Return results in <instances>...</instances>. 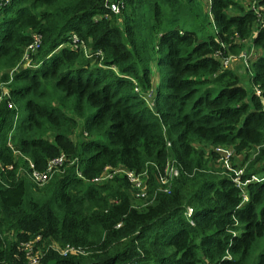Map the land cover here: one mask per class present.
<instances>
[{
  "label": "trees",
  "instance_id": "trees-1",
  "mask_svg": "<svg viewBox=\"0 0 264 264\" xmlns=\"http://www.w3.org/2000/svg\"><path fill=\"white\" fill-rule=\"evenodd\" d=\"M246 1L211 0L215 32L200 36L195 0H123L119 13L0 0V264H30L28 240L36 264H264V25ZM249 40L251 92L221 64ZM217 145L244 153L241 183ZM61 154L41 185L21 171ZM168 160L179 172L165 190ZM118 166L146 172L145 198L122 172L92 180Z\"/></svg>",
  "mask_w": 264,
  "mask_h": 264
},
{
  "label": "built area",
  "instance_id": "built-area-1",
  "mask_svg": "<svg viewBox=\"0 0 264 264\" xmlns=\"http://www.w3.org/2000/svg\"><path fill=\"white\" fill-rule=\"evenodd\" d=\"M2 1V0H1ZM3 1H8V0H3ZM106 3L109 7V9L114 12V13H119L121 8L123 7V0H106ZM208 3H211V0H208ZM257 0H251V2H249V6L251 9H253V11L257 14V19L260 22V24L264 25V5L259 6L257 4ZM208 4V5H209ZM73 38L76 40V36H73ZM41 41V37L39 34H34L33 35V41L25 47L23 55L21 57V62H27V65H32L33 62H31L30 64L28 63V60L31 58V55L34 54L37 51V48L39 47ZM249 57L251 56L250 53H248ZM243 57L245 61H249L248 58L246 57V54H242V52L239 54V57ZM237 58V55L234 54H229L228 56H225L224 58H222L221 60V64L222 66H228L232 63L233 60H235ZM22 65V64H21ZM23 66V65H22ZM256 93L260 94V90L256 89ZM9 93L8 91H4L2 93V95L0 96V101L1 99H3L4 97L8 98ZM9 107H13L14 103H12V101H9L7 104ZM219 146V145H217ZM223 147V146H222ZM222 150H225V148H220ZM64 160V155L61 154L55 158H51L48 161V164L46 166L45 169L43 170H39L36 169L33 166V163H30V168H31V179L35 182H37L38 184H43L44 182H46L53 174V172L55 171V169L62 164ZM242 171V169L239 170V173ZM118 172H122L124 173L128 180L130 181V183L132 184L133 187L138 188L139 190H143L145 187V173L146 172H141V173H136L135 171L132 170H127L124 169L123 167H106L98 176L92 178L93 181L99 182L108 178L113 177L116 173ZM178 168L174 165V163L172 162V160H168L163 172H158L157 175V179L158 182L161 185H164L163 189H167V186L170 182V180L172 179L173 176H176L178 174ZM233 177L234 180L237 183H241L239 180V174H234ZM142 195L144 194V191L141 193ZM192 212V208L188 207L187 208V215H190ZM39 237H36L34 240H37ZM23 248L26 250V254L29 260L30 264H36L38 262V253L33 251V240H28L26 242L22 243ZM73 248H69V247H65V248H60V251L62 253H66L70 250H72ZM210 264V263H208Z\"/></svg>",
  "mask_w": 264,
  "mask_h": 264
},
{
  "label": "rangeland",
  "instance_id": "rangeland-1",
  "mask_svg": "<svg viewBox=\"0 0 264 264\" xmlns=\"http://www.w3.org/2000/svg\"><path fill=\"white\" fill-rule=\"evenodd\" d=\"M195 2L197 3V6L203 11L202 15L200 17V20L195 23L194 25L190 26V29L196 30L197 33L202 36L204 34V32L206 33H214L215 29H214V25H213V21L211 18V15L209 13V3L208 0H195ZM251 2V0H248V2L246 1V3ZM117 20L120 21V25L121 24V20H122V16L120 17V15H117ZM250 49H253L252 52L254 53L256 50L253 46V48H251V41L250 44H248V42L246 44L243 45V48L241 50L242 54H246V57L249 60V54L252 55L250 51ZM36 53V52H35ZM236 55V54H235ZM32 61H34L33 59H29L28 63L30 64ZM23 66H22V65ZM249 61H245L244 58L241 56L239 57V53L237 54V58L235 60L232 61V63L230 64L239 74L240 79L242 84L248 89V92H251L254 89V84L251 82V72L252 69H250L249 67ZM19 66L24 67V66H28L27 62H21L20 60V64ZM13 72V70H12ZM160 79V74H159V69L154 66V71H153V85H157L158 81ZM151 100V99H150ZM149 100V103L151 104L152 101ZM73 138L75 140H79L82 137V132L80 128H77L74 132H73ZM220 148H225V150H222ZM212 149L216 152V155L218 156L217 161L218 164L223 168V169H228V170H232L234 172V174H239V170L242 169V162H243V157L245 156L243 152H235L234 147L231 146H212ZM29 163V160H28ZM25 164H22V168L21 171L22 173L25 175V177H27L28 179H30L31 181H33L31 179V175H30V171L26 168V166H24ZM233 177H236L233 175ZM145 188V187H143ZM132 193L134 195V197L136 199L139 200V198L141 196H144L142 198H145V190H139L138 188L132 187ZM144 191V194L142 195L141 193ZM8 232L12 235V237H15V234L12 230V228L8 229ZM52 246H54L55 248L60 249V245L58 244L57 241H53Z\"/></svg>",
  "mask_w": 264,
  "mask_h": 264
},
{
  "label": "crops",
  "instance_id": "crops-1",
  "mask_svg": "<svg viewBox=\"0 0 264 264\" xmlns=\"http://www.w3.org/2000/svg\"><path fill=\"white\" fill-rule=\"evenodd\" d=\"M247 42H248V44H250V40H249V41H247ZM251 48H253V46H252V45H251ZM252 50H253V49H250V51H248V52H251V53H252V55H254V53H255V52L253 53V52H252ZM252 55H251V56H252Z\"/></svg>",
  "mask_w": 264,
  "mask_h": 264
}]
</instances>
